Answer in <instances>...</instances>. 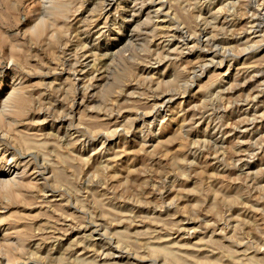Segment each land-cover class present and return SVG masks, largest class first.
Returning a JSON list of instances; mask_svg holds the SVG:
<instances>
[{
  "label": "rangeland",
  "instance_id": "1",
  "mask_svg": "<svg viewBox=\"0 0 264 264\" xmlns=\"http://www.w3.org/2000/svg\"><path fill=\"white\" fill-rule=\"evenodd\" d=\"M0 264H264V0H0Z\"/></svg>",
  "mask_w": 264,
  "mask_h": 264
},
{
  "label": "bare ground",
  "instance_id": "2",
  "mask_svg": "<svg viewBox=\"0 0 264 264\" xmlns=\"http://www.w3.org/2000/svg\"><path fill=\"white\" fill-rule=\"evenodd\" d=\"M247 44V43H246ZM219 46V45H218ZM87 236V235H86Z\"/></svg>",
  "mask_w": 264,
  "mask_h": 264
}]
</instances>
